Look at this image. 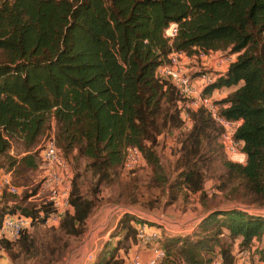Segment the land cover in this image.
<instances>
[{"label": "trees", "instance_id": "1", "mask_svg": "<svg viewBox=\"0 0 264 264\" xmlns=\"http://www.w3.org/2000/svg\"><path fill=\"white\" fill-rule=\"evenodd\" d=\"M171 24L177 33L167 38ZM173 52L236 56L204 92L236 88L217 103L222 116L241 121L235 138L247 160L222 162L224 185L238 183L234 198L264 207V0H0V170L16 179L41 168L39 148L53 132L63 158L76 165L85 159L101 186L125 165L129 148L160 170L157 139L180 130L173 189L203 191L206 172L220 159L221 128L198 109L184 132L182 98L170 81L156 77ZM16 144L21 148L11 154ZM69 200L73 213L62 218L61 229L78 237L96 202L76 184ZM53 210L50 203L21 209L31 226ZM126 222L121 246L135 239ZM263 238L264 216L218 210L192 237L160 242L161 264H215L217 249L221 264H235L233 243L246 249ZM12 243L0 240V250L10 251Z\"/></svg>", "mask_w": 264, "mask_h": 264}, {"label": "rangeland", "instance_id": "2", "mask_svg": "<svg viewBox=\"0 0 264 264\" xmlns=\"http://www.w3.org/2000/svg\"><path fill=\"white\" fill-rule=\"evenodd\" d=\"M196 57L197 60L184 59L183 63L192 69H200L203 63L199 60L200 55ZM229 57L228 53L219 52L214 61L226 64ZM205 68L211 70L207 66ZM188 127L191 128L192 123L187 124ZM187 130L189 129L184 132H188ZM180 133V130H174L158 137L155 152L160 170H155L144 158L132 170L123 166L114 171L110 181L101 186L85 159H81L77 165L72 159L68 160L69 163L66 161L72 174L71 191L76 184L86 198L96 202L84 233L78 237L66 235L61 229V221L57 226H49L46 222L35 224L25 232L20 241L12 243L10 251L4 250L5 264H107L110 261L120 263L130 259L148 261L154 256V245L150 249H140L137 247L138 240L136 241V229L145 225L149 235L156 234L160 242H165L167 239L192 237L199 231L202 218L212 210L239 209L253 216H264V207L248 204L240 194H235L238 196L234 198L232 192L238 183L224 185L227 178L222 162H237L226 154L223 147L220 159L205 174L203 191L193 194L184 189H173L179 176L177 163ZM20 148L16 144L14 151L19 152ZM44 174L47 175L46 168H39L16 179L13 177L19 187H36L42 199L28 201V196H24L26 191L21 189L20 195H5L0 203V213L22 214L23 208L33 212L34 207L43 206L46 192L44 194L38 188ZM221 186L225 188L224 192L220 190ZM20 197L26 201L25 205L21 204L22 207L12 206L8 211L1 209L4 200L17 201ZM129 220L135 239L127 244L128 247L121 246L120 242L126 235L123 226ZM240 242L238 240L233 243L236 262L264 264V257L261 259L260 255L263 253L264 239L261 242L254 240L246 249L240 247ZM243 251L249 253L248 261L241 260L240 254ZM213 258L215 264H221L219 249Z\"/></svg>", "mask_w": 264, "mask_h": 264}, {"label": "built area", "instance_id": "3", "mask_svg": "<svg viewBox=\"0 0 264 264\" xmlns=\"http://www.w3.org/2000/svg\"><path fill=\"white\" fill-rule=\"evenodd\" d=\"M176 33V24H171L165 31V36L167 38H174ZM210 54H201L200 58H205L203 61L205 62ZM184 59L197 60V57H189L184 53L173 52L170 54L168 61L156 70V77L161 80L170 81L182 98L179 102V108L182 111L181 117L185 123L184 129H190V127L187 128V124L192 123L190 118L191 112L197 111L198 109H205L221 128L219 141L226 154L237 163L245 164L247 156L241 151L240 143L235 138L241 121H231L222 116V107L217 103L218 100L213 99L204 92L205 89L212 85L218 78L217 73L205 68L209 66L203 62L202 68L197 70L192 69L190 66L183 63ZM222 64L223 61L219 63V66ZM39 149L41 168H46L47 175L45 176L44 174L41 183H39L38 190L42 191L44 194L46 192V197L43 198V202L45 204H52L54 208L45 222L49 226H57L66 213L72 209L69 200L72 174L69 165L57 148L53 132L45 136ZM143 160V155L139 149L135 147L129 148L126 153L124 166L126 169L132 170L139 166ZM32 187L33 186L19 187L15 185L11 175H5L0 179V203L6 194L20 195L21 189L31 195L29 200L36 198L40 199L41 194H39V192L32 195ZM31 224L32 219L23 214H5L0 226V240H8L10 242L19 241L23 232L31 228ZM136 230L138 240L137 247H140V249H150L154 245V256L148 261L130 259L124 262V264H161V261L165 257V252L160 247L159 238H157L156 234L149 235L146 225ZM240 258L243 261H248L249 253L246 251L241 252ZM235 264L239 263L236 262Z\"/></svg>", "mask_w": 264, "mask_h": 264}, {"label": "crops", "instance_id": "4", "mask_svg": "<svg viewBox=\"0 0 264 264\" xmlns=\"http://www.w3.org/2000/svg\"><path fill=\"white\" fill-rule=\"evenodd\" d=\"M219 53V52H218ZM218 53H211L210 56L207 58V60L205 62L204 59L205 58H200L199 60L201 62H203L204 64L206 63L209 68H211V70L213 72H216L217 74H224L227 72L228 68H229V65L231 62L235 61L236 60V56H230L229 57V60L227 61L226 64H222L219 66V63L214 61V58L217 57ZM190 61V60H189ZM236 88H230V89H221V90H214L211 94V97L215 100H224L228 97V95L235 91ZM11 154H15V151L14 149L11 151ZM24 155V154H23ZM5 175H11L12 179H13V176H12V172H7V171H4V170H0V179H2ZM21 199V200H20ZM28 201H31V200H28ZM21 202L22 203V198L20 197L19 200L15 201V200H4V202L2 203V206H1V209H5V210H9V208H11L12 206H16L17 203ZM24 203V202H23ZM218 210H223V209H216V210H212L210 211L205 217L202 218L201 222L208 216L210 215L211 213L213 212H216ZM69 212H71V214L73 213V209H71ZM199 222V223H201ZM264 239V238H263ZM263 241V240H262ZM0 263L1 264H5L6 263V260H5V252L4 250H0Z\"/></svg>", "mask_w": 264, "mask_h": 264}]
</instances>
